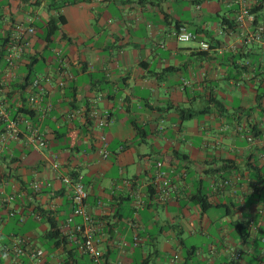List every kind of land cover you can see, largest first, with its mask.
Masks as SVG:
<instances>
[{"label":"crops","instance_id":"0c3cea01","mask_svg":"<svg viewBox=\"0 0 264 264\" xmlns=\"http://www.w3.org/2000/svg\"><path fill=\"white\" fill-rule=\"evenodd\" d=\"M60 1L0 0V38L16 20L28 18L36 30L29 52L11 73H0V98L9 108L32 111L28 120L47 142L42 149L27 146L21 122L19 138L0 147V264H34L33 248L43 251L39 264H91L71 240L81 217L72 212L71 186L51 168L52 152L61 174L81 177L104 263L244 264L242 255L259 243V264L264 52L242 40L230 0ZM177 1L185 4L175 9ZM258 8L256 21L264 22V4ZM58 15L64 19L60 30L45 39L46 21ZM175 23L196 34L191 40L198 47L177 44L170 33ZM200 41L212 48L201 49ZM63 68L72 78L61 87ZM36 76L42 103L52 105L44 113L27 100ZM177 108L186 109L184 119ZM92 109L107 115L102 127ZM100 134L107 141L105 158ZM157 161L172 181L165 200L154 182ZM34 181L42 182L39 191L31 188ZM12 192L14 199L3 203ZM201 192L212 204L204 212L196 201ZM48 216L56 221L57 241L47 235ZM232 220L248 225L246 243L236 237ZM197 235L200 242L192 240ZM17 236L28 238L18 256L12 251Z\"/></svg>","mask_w":264,"mask_h":264},{"label":"built area","instance_id":"2783aa9c","mask_svg":"<svg viewBox=\"0 0 264 264\" xmlns=\"http://www.w3.org/2000/svg\"><path fill=\"white\" fill-rule=\"evenodd\" d=\"M261 0H230V4L234 6L233 21L236 26L241 30V37L245 43H256L260 45L264 52V22L256 21L255 14L251 10V7L260 3ZM264 4V0H263ZM11 27L9 29V35L7 42L3 47V62L4 68H0V73L6 70L11 73L12 69L23 59V56L29 52L31 47L30 37L35 34V27L32 21L28 18L23 20H16L10 22ZM171 35L177 41H188L194 39L196 34L187 30L184 26L180 25L178 28H174L171 31ZM200 48L207 50L210 48V44L207 41H200ZM59 79L57 80L58 86H65L67 81L72 78V74L65 68L60 69ZM30 86L33 91L27 98L28 103L32 107L39 108L42 113L51 109L50 102L42 103L43 87L40 84V77L36 76L30 82ZM43 104V105H42ZM21 106V105H20ZM16 106L9 108L4 98H0V121L2 122L3 130L0 132V147L7 144L10 140H17L22 132L19 124L24 122L26 124V136L25 144L30 148L42 149L47 147V142L39 127L28 120L29 113L22 114L17 113ZM93 118L97 119V126L102 127L107 122V115L100 113L96 109L91 110L90 114ZM99 139L101 142L102 156L105 158L108 155L107 141L105 135L100 134ZM250 139V137H248ZM51 168L58 174L59 179L64 184H68L72 188L71 202L73 206V215L81 217V222L73 223L71 240L76 246L77 250L90 258L91 264H106L102 261V252L97 246V239L94 236V226L92 219L86 209V197L87 190L79 176H72L61 174L59 172L60 162L57 153H50ZM156 187L159 193V197L165 200L169 197L172 184L167 174L161 170V161L156 162ZM42 182H32L31 188L35 191L41 189ZM4 193L0 191V194ZM15 194L5 193L2 198V202H10L14 199ZM72 221V217L67 218V222ZM28 242V238L25 236H17L14 239L12 245V251L15 255L23 254L26 250L25 246ZM30 258L36 260L34 264H39V257L43 251L41 249L33 248L28 251ZM235 258L240 256L239 252H235Z\"/></svg>","mask_w":264,"mask_h":264},{"label":"trees","instance_id":"16d2710c","mask_svg":"<svg viewBox=\"0 0 264 264\" xmlns=\"http://www.w3.org/2000/svg\"><path fill=\"white\" fill-rule=\"evenodd\" d=\"M65 1H67L69 3H73L74 2V0H61L60 1V5H63V3ZM262 4H263V0H261L259 4L252 6L251 10L253 12H256L257 10H259L258 6L262 5ZM60 5H59V7H60ZM232 21H229L227 18L223 19V23H225V22L226 23H230L229 25L233 26ZM63 22H64V19L62 18V15L50 16L48 18V20L46 21L45 26H44V30H43L44 33H45V36H44L45 39H50L54 34H56L60 30L61 24ZM233 23H234V21H233ZM234 25H235V23H234ZM179 26L180 25L178 23L174 24L175 28H178ZM8 35H9V31H8L7 34H5L4 36H2L0 38V40H1L0 41V50L1 51H3L4 44L7 42ZM210 48H212V46H210ZM209 49H207L206 51H208ZM198 52H202L203 53L205 51H198ZM262 93L263 92H259L256 95V101H257L258 105L261 104ZM213 99H216V98L213 97ZM216 103H219V102L216 101ZM177 110L179 112L180 117L184 119V113H185L186 109L177 108ZM17 113L27 114V113H32V111H29L27 108H25L24 106L21 105L20 107L17 108ZM190 115H192V113L188 114L187 116H190ZM2 130H3V126H2V122L0 121V132ZM136 130L138 131L139 129L136 128ZM72 176H76V175L73 174ZM171 182L172 181H170V183ZM153 186H152V188H153ZM262 188H263L262 195L264 196V185L262 186ZM196 201L199 204V206L201 208V211H203V212L206 211L208 208H210L211 205H212L210 202L207 201L206 194L202 193V192L200 194H197ZM48 222H49V230L47 232V235H48L49 239H54L56 241L59 240L60 233H59V230L57 228L56 221L54 220V218L48 216ZM231 226H232L233 230L235 231V235L238 238V240L241 241L242 243H246V241H247V239H248V237L250 235V230H249L248 225L243 223V222H241L240 220H232L231 221ZM229 263L237 264L235 261H230ZM259 264H264V260L261 259Z\"/></svg>","mask_w":264,"mask_h":264},{"label":"rangeland","instance_id":"374dc122","mask_svg":"<svg viewBox=\"0 0 264 264\" xmlns=\"http://www.w3.org/2000/svg\"><path fill=\"white\" fill-rule=\"evenodd\" d=\"M184 4H185V2H183V1L173 2V7H175V9H178L180 6H182ZM188 4L189 3H187L186 5H188ZM189 8H192L191 3L189 4ZM177 44L179 46L193 45L195 47H198V43L193 41V40L179 41V42H177ZM185 106H188V105H185ZM195 118L198 119L199 115L195 116ZM195 118L194 119H189V120L185 121L184 123L185 124H193V122L196 120ZM212 219L214 220L215 218L213 217ZM214 224H215V222H214ZM210 230H211V232L214 231V226L213 225L210 227ZM213 235H215V234H213ZM200 238H201V235H197L196 239H192V240L200 242L201 241ZM204 239L207 240L205 237H204ZM259 246H260L259 243L256 244L254 246L255 249H254L253 253H251L250 255H248L246 253H244L242 255L241 259H242L244 264H256L257 263L258 257L260 255V247ZM164 262L167 263V258L164 259Z\"/></svg>","mask_w":264,"mask_h":264}]
</instances>
